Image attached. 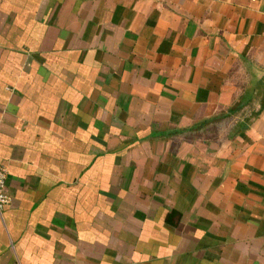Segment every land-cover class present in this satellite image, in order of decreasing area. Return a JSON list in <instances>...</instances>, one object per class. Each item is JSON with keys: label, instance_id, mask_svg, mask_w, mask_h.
I'll return each mask as SVG.
<instances>
[{"label": "crops", "instance_id": "0c3cea01", "mask_svg": "<svg viewBox=\"0 0 264 264\" xmlns=\"http://www.w3.org/2000/svg\"><path fill=\"white\" fill-rule=\"evenodd\" d=\"M0 264H264V0H0Z\"/></svg>", "mask_w": 264, "mask_h": 264}, {"label": "built area", "instance_id": "2783aa9c", "mask_svg": "<svg viewBox=\"0 0 264 264\" xmlns=\"http://www.w3.org/2000/svg\"><path fill=\"white\" fill-rule=\"evenodd\" d=\"M6 178H7V171L4 167L0 166V211L3 208V206L8 202V198H9V196L5 191Z\"/></svg>", "mask_w": 264, "mask_h": 264}]
</instances>
